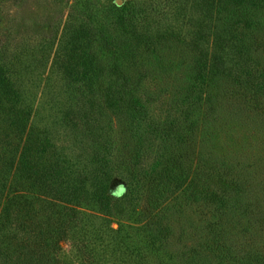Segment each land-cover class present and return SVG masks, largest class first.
<instances>
[{"label": "trees", "instance_id": "16d2710c", "mask_svg": "<svg viewBox=\"0 0 264 264\" xmlns=\"http://www.w3.org/2000/svg\"><path fill=\"white\" fill-rule=\"evenodd\" d=\"M16 57L0 51V234L14 213L21 216L1 236L0 251L18 264H60L88 171L57 185L61 154L46 128L33 125L34 107L8 68ZM52 64L69 90L96 105L86 118L113 124L105 134L117 145L112 179L126 189L121 198L134 205L142 233L163 247L175 244L177 264H200L211 252L237 263L232 241L255 231L243 219L257 211L251 191L264 182V145L228 146L222 135L264 137V0H75ZM157 104L163 114L149 110ZM89 192L82 198H107L96 184ZM114 209L108 213L123 212ZM226 219L234 227L224 244ZM19 227L22 236L11 238ZM240 251L244 262L264 264L263 252Z\"/></svg>", "mask_w": 264, "mask_h": 264}, {"label": "rangeland", "instance_id": "374dc122", "mask_svg": "<svg viewBox=\"0 0 264 264\" xmlns=\"http://www.w3.org/2000/svg\"><path fill=\"white\" fill-rule=\"evenodd\" d=\"M74 2L75 0H0V51L3 55L6 54L7 58L17 56L12 59V63L8 61L10 63L8 68L18 73L17 85L23 90L25 100L34 107L31 117L33 125L46 128L51 148H55L54 150L61 154L65 173L57 185L67 187L68 184L77 182L76 175L80 170L88 171L87 176L79 179L80 184L85 186L81 188V194L89 195V191H93L96 184L107 197L102 203H97L91 197L84 199L81 194L76 195L79 199L73 202L78 204L80 210L72 227L69 228L68 239L59 252V263L177 264L178 254L173 249L177 246L173 244L171 248L163 247L159 241L147 238L139 228L141 227L139 216L133 212L132 202L125 201L121 197L116 198L112 194L113 190L123 186L122 183H115L112 179L111 170L114 168L112 161L117 145L113 141V136L109 141L105 134L111 133L110 126L113 124H109L108 121H97L96 115L86 118L85 113L93 111L96 105L83 102L78 90H69L60 78V74L53 68L55 48L69 8ZM127 2L128 0H94L99 6L111 3L120 6ZM173 5L174 2L170 1L169 8ZM188 7L189 2L185 3L182 9L186 8L185 11H189ZM169 8L168 12H170ZM166 10L167 8L162 13ZM179 17L181 20V15H178ZM81 20L85 18H78V22ZM151 109H154L155 114L159 112L163 114L164 107L158 104L149 105V110ZM70 116L76 123L81 119L83 127L80 124L76 126L72 119H68ZM144 128L142 125L140 129ZM227 129L228 127L225 128ZM222 139L228 146L248 140L251 142L249 148H252L255 139L258 141L256 147L264 145L262 135L257 138L251 133L247 135L246 132L238 133L236 130H233V133H224ZM38 148L41 149L40 147L35 149ZM152 150V153L148 151L151 154H145L144 160L154 156L156 148ZM228 150L233 151L229 148ZM91 170L95 171L94 175L92 172L89 173ZM260 170L264 179V165ZM42 178L40 175L37 179L42 180ZM251 193L252 206L255 204L257 209L251 216L257 220L258 225L257 228L253 226L255 220L250 216L243 219L244 224L250 228L252 226L255 231L250 234H240L237 242L232 241L235 246L237 245L234 253L237 254L238 262L221 261L211 252L206 258L202 255L198 258L200 264H252V260L243 261L240 256L243 251H240V247L251 249L254 254L264 253V230H262L264 229V182ZM37 206L36 204L34 208ZM115 207L123 212L119 215H110L109 210H115ZM20 216L14 213L5 226L3 225L0 239L12 226L14 230L17 217ZM226 221L222 226L224 232L222 240L220 238V242L223 243L230 240L234 227L228 219ZM191 228H194V225H190L189 229ZM17 231L10 234L11 238L22 236L23 230L20 227ZM12 240L15 242V239ZM223 243L220 244L224 245ZM1 248L3 247L0 245ZM173 250L175 255L171 253ZM0 264H18V262L12 257L6 258L3 251H0Z\"/></svg>", "mask_w": 264, "mask_h": 264}, {"label": "clouds", "instance_id": "9594fccd", "mask_svg": "<svg viewBox=\"0 0 264 264\" xmlns=\"http://www.w3.org/2000/svg\"><path fill=\"white\" fill-rule=\"evenodd\" d=\"M126 189L121 185L118 190H113L112 194L116 198H120L125 194Z\"/></svg>", "mask_w": 264, "mask_h": 264}]
</instances>
